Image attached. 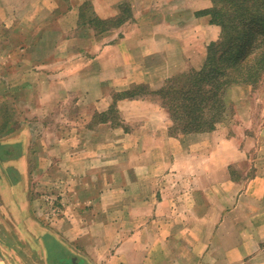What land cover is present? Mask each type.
Returning a JSON list of instances; mask_svg holds the SVG:
<instances>
[{
    "label": "crops",
    "instance_id": "obj_1",
    "mask_svg": "<svg viewBox=\"0 0 264 264\" xmlns=\"http://www.w3.org/2000/svg\"><path fill=\"white\" fill-rule=\"evenodd\" d=\"M211 6L0 0V234L19 239L16 261L264 264V146L232 178L250 136L220 140L221 124L194 152L154 95L126 96L203 68ZM226 233L216 262L207 235Z\"/></svg>",
    "mask_w": 264,
    "mask_h": 264
},
{
    "label": "trees",
    "instance_id": "obj_2",
    "mask_svg": "<svg viewBox=\"0 0 264 264\" xmlns=\"http://www.w3.org/2000/svg\"><path fill=\"white\" fill-rule=\"evenodd\" d=\"M219 1L231 6V17L221 19ZM213 3L207 13L211 23L221 26L222 40L209 46L203 68L177 75L156 91L136 90L126 94L132 98L150 92L159 97L171 118L173 134L215 130L227 109V88L255 83L264 70V35L256 34L259 29L264 33V0H213ZM216 48L226 49L227 55H217Z\"/></svg>",
    "mask_w": 264,
    "mask_h": 264
},
{
    "label": "rangeland",
    "instance_id": "obj_3",
    "mask_svg": "<svg viewBox=\"0 0 264 264\" xmlns=\"http://www.w3.org/2000/svg\"><path fill=\"white\" fill-rule=\"evenodd\" d=\"M212 1V6H214L213 0ZM259 2L261 0H258ZM218 8H220V13H221V19L225 20L227 17H231V11L232 8L227 2L219 1L217 4ZM218 10V9H217ZM218 29L220 30L218 39L215 40L212 43L219 42L221 39V26L218 24H215ZM258 35L260 37L264 35V33L261 32V30H257ZM211 43V44H212ZM256 43V42H255ZM218 47V46H217ZM225 47V46H224ZM223 47V48H224ZM247 47V46H246ZM213 48V47H212ZM218 52L217 55L219 54H224L227 55V50L226 49H218L216 48ZM215 50V48H214ZM226 51V52H225ZM240 51V50H239ZM216 55V56H217ZM223 66V65H222ZM230 72V71H229ZM191 73V72H189ZM182 74H188V73H182ZM180 75V74H178ZM177 76V75H176ZM258 80L255 83L252 84H247V85H241V84H235L231 85L230 87L227 88L226 94H225V100H226V112L223 115V118L220 122L219 125L223 124L220 127V133L217 138H230L231 136H239V137H245L244 140H246L250 136V142H248L249 147H251V151L253 152V144L255 146H264V70L260 73V76L257 78ZM159 101V97H155ZM72 123H68L67 125H70ZM218 125V126H219ZM217 126V127H218ZM216 127V128H217ZM197 133L194 134H188L192 137L188 138L186 141H184V144L187 145L192 149L194 152H199V148L201 147V144H203V139L200 137H196ZM194 135V137H193ZM213 140V141H212ZM221 140V139H220ZM215 139H209V143L213 144ZM217 141V140H216ZM215 141V142H216ZM245 144H243L244 146ZM248 148V147H247ZM261 154H259L260 162L261 159L264 157V147L263 149L260 150ZM254 153V158L250 162V155L247 153L246 158H244L243 163H241V168H237V166L232 165L231 168L229 169V175L232 178H247L248 176H251L253 172H255V169L253 168L254 163L257 162L256 158V153ZM263 160V159H262ZM245 161V162H244ZM246 163V164H244ZM183 179V178H181ZM197 196L194 194L192 201L189 202V204L193 205L195 210V217L192 219H188L192 224L195 225H201V221L199 218L196 217V214H199V211L196 209L198 206L200 207V202L197 201ZM215 220V219H214ZM198 236L195 234L194 237L195 239L198 238ZM210 237V244L208 249H211L212 252V258L213 260L217 262V256L220 252V248H218L217 243H223L225 245V253L227 252V249L232 245L233 243V235L226 233L225 236L223 235H218V234H210L207 235ZM14 238V239H13ZM43 241L46 240V238H42ZM40 238V242L42 240ZM14 235H9V234H0V264H20L18 261H16V257L20 256L24 258L25 254L22 256L21 254L17 255L18 248L13 244V242L18 241ZM5 244V245H3ZM19 246V245H18ZM198 253H201V249L195 250ZM31 254V253H30ZM196 255V254H195ZM34 256V253H33ZM30 255H28L29 259ZM35 257V256H34ZM227 258V256H226ZM28 259L25 258L23 261L24 264H28ZM31 259V258H30ZM29 259V260H30ZM38 264H46L44 262V256L40 255L36 257ZM23 260V259H22ZM212 260V261H213ZM226 260V259H225ZM31 262V260H30ZM30 264V263H29Z\"/></svg>",
    "mask_w": 264,
    "mask_h": 264
}]
</instances>
